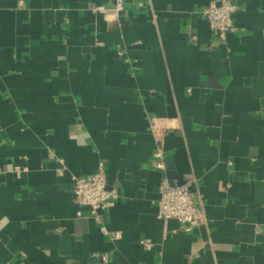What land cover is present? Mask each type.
Here are the masks:
<instances>
[{
	"label": "crops",
	"instance_id": "crops-1",
	"mask_svg": "<svg viewBox=\"0 0 264 264\" xmlns=\"http://www.w3.org/2000/svg\"><path fill=\"white\" fill-rule=\"evenodd\" d=\"M232 1L221 39L209 0H0V264H264V0ZM100 164L99 222L71 176ZM162 175L201 224L157 216Z\"/></svg>",
	"mask_w": 264,
	"mask_h": 264
},
{
	"label": "built area",
	"instance_id": "built-area-1",
	"mask_svg": "<svg viewBox=\"0 0 264 264\" xmlns=\"http://www.w3.org/2000/svg\"><path fill=\"white\" fill-rule=\"evenodd\" d=\"M112 1L113 7L111 11L117 16L123 9L126 0ZM237 8V4L232 0H209L202 9V13L208 18L212 32L219 38L224 39L229 31L235 30L232 15ZM151 165L162 170L165 168L162 149L158 144L152 153ZM13 169L19 173L26 170V167L14 166ZM71 179L73 197L80 207L77 210V214L81 215L83 212L82 208H84L87 210L86 214L88 216L94 217L100 222L101 211L114 206L119 198L115 191L108 188L104 167L100 164L90 174H73ZM193 184L194 179L192 177L178 182L169 179L166 175H162L157 187L158 197L154 201L157 216L164 221L169 218H175L185 231H189L201 224L205 217V212L201 195L194 190ZM99 225L103 233H108L103 223ZM118 237L119 234L116 232L112 239L115 240ZM140 243L144 248L153 246V242L149 238H142Z\"/></svg>",
	"mask_w": 264,
	"mask_h": 264
}]
</instances>
